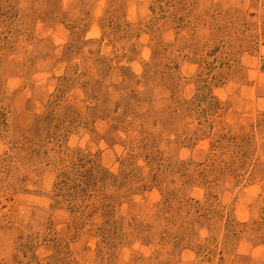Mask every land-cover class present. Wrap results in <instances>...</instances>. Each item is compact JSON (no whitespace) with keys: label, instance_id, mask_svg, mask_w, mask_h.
I'll use <instances>...</instances> for the list:
<instances>
[{"label":"rangeland","instance_id":"rangeland-1","mask_svg":"<svg viewBox=\"0 0 264 264\" xmlns=\"http://www.w3.org/2000/svg\"><path fill=\"white\" fill-rule=\"evenodd\" d=\"M0 264H264V0H0Z\"/></svg>","mask_w":264,"mask_h":264}]
</instances>
